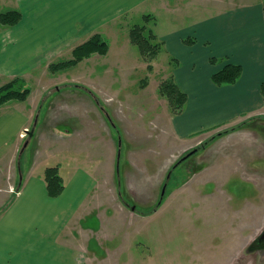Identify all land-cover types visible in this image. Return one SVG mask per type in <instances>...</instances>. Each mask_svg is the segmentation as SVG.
<instances>
[{"label": "rangeland", "instance_id": "1", "mask_svg": "<svg viewBox=\"0 0 264 264\" xmlns=\"http://www.w3.org/2000/svg\"><path fill=\"white\" fill-rule=\"evenodd\" d=\"M205 2L148 0L119 23L115 34L102 37L108 44L106 54L95 53L55 76L50 74L58 70L51 71L48 64L49 75H35L28 82L23 79L30 90L26 99L38 98L40 88L51 85L45 99L52 101L54 116L34 137L29 138L30 128L21 132L16 170L0 166V210L17 193L20 175L39 154L65 176L78 167L91 171L100 181L89 204L97 217L89 233L93 240L87 244L89 251L82 252L89 264H264V241L259 245L253 241L264 230V135L256 131L258 123L264 126V109L252 115L254 126L246 128L256 138L239 140L236 149L234 145L219 148L212 166H198L207 154L194 152L196 146L209 135L222 136L243 123L220 126L207 137L172 140L165 120L174 114L159 92L161 81L172 75L164 74L166 50L162 47L148 70L149 60L129 38L131 26H146L143 14L153 16L147 29L167 31V25L174 22L185 27L198 19L199 15L189 13L204 10ZM17 3L0 0V12ZM146 37L150 44L157 42ZM75 76L89 86V93L81 85L63 81ZM77 92L89 97L93 106L92 111L86 104L82 110L78 108L83 119L72 107ZM106 131L111 137L104 146H115L113 166H59L70 162L72 147L82 152L79 161H101V148L94 144ZM71 132H75L72 138ZM86 211L87 206L74 228L85 243V225L92 221Z\"/></svg>", "mask_w": 264, "mask_h": 264}, {"label": "crops", "instance_id": "2", "mask_svg": "<svg viewBox=\"0 0 264 264\" xmlns=\"http://www.w3.org/2000/svg\"><path fill=\"white\" fill-rule=\"evenodd\" d=\"M17 1L16 7L10 9L19 10L20 19L13 25L0 27V86L19 76L28 82L35 75H49V63L69 58L73 47L94 33L102 37L111 32L115 34L116 28L148 0ZM203 9L189 13L200 17L188 26L179 27L174 22L167 25V31L153 33L160 43V51L163 47L167 53L164 74L170 72L179 88L187 94L182 112L169 114L165 120L172 140L178 143L190 136L204 137L220 126L243 123L240 128L222 136L209 135L203 142L205 145L199 151H206L207 156L202 164L197 165L212 166L219 148L234 145L236 149L239 140L256 138V134L246 128L250 127L252 115L264 109L261 94L264 82V1L206 0ZM145 15L151 14H143L142 18ZM152 18L146 21V26ZM94 54L55 73L50 72V75L78 66ZM226 63L239 64L241 74L233 83H213L211 74ZM79 80L75 76L63 81L90 90ZM50 88L51 85L44 84L38 98L10 100L0 105V166H19L15 158L19 137L25 128L31 129L28 132L31 138L39 132L40 126L45 128L52 123V101L45 99ZM85 104L88 110L93 108L89 97L85 99L83 93L77 92L72 107L81 119L78 108L82 110ZM261 130L256 129L260 131L257 134ZM74 133H70L71 138ZM110 134L106 131L101 135V141L94 144L101 148V161L92 164L79 161L82 152L77 153L72 147L70 162L59 166H113L115 146L111 144L108 149L104 146L107 140L110 143ZM45 158L38 154L27 172L20 175L17 193L0 210V264H89L82 252L89 251L87 244L93 240L89 233L94 229L97 217L89 204L98 193L100 181L87 169L76 167L65 176L58 168L64 189L57 196H49L44 169L52 165ZM96 197L98 201L99 194ZM86 206L87 218L92 220L85 225L87 243L83 241L82 233L74 229Z\"/></svg>", "mask_w": 264, "mask_h": 264}, {"label": "trees", "instance_id": "3", "mask_svg": "<svg viewBox=\"0 0 264 264\" xmlns=\"http://www.w3.org/2000/svg\"><path fill=\"white\" fill-rule=\"evenodd\" d=\"M20 17L21 13L19 10L8 9L0 12V24L13 25L20 19ZM150 17V15H145L143 16V19L146 22ZM149 31L151 30L147 29L144 24H135L129 29L130 42L137 46L142 57L149 60L147 61L148 64L146 67L148 70L151 69V61L160 51V43L155 41L156 43L150 44L149 38L146 37L149 36L151 39L155 40L154 33ZM107 50V42L99 33H94L88 39L73 47L70 58L49 63V69L51 71H57L74 65L93 53L104 55ZM212 61L214 60L212 59ZM241 70L242 68L239 64L226 63L220 69L212 73L211 80L217 85L223 83H233L241 74ZM29 92V87L25 85L23 78L15 77L0 86V105L10 100L23 101L26 99ZM159 92L161 95L166 97L174 115L182 112L183 106L187 100V94L179 88L172 75L161 81L159 84ZM261 93L264 98V82L261 84ZM236 128H239V126L230 129ZM44 180L49 196H57L63 191L64 183L61 175L59 174L58 166H47L44 169Z\"/></svg>", "mask_w": 264, "mask_h": 264}, {"label": "flooded vegetation", "instance_id": "4", "mask_svg": "<svg viewBox=\"0 0 264 264\" xmlns=\"http://www.w3.org/2000/svg\"><path fill=\"white\" fill-rule=\"evenodd\" d=\"M261 119H262V118H261ZM250 126H254V124H253V123H250ZM257 127H259V128H257ZM257 127H256V128L259 129V130L263 129V130H261V131L264 132V126H260L259 123H258ZM204 145H205V144H204ZM204 145L197 147V148L194 150V152L197 151V150L199 151L201 148L204 147ZM198 151H197V152H198ZM197 152H196V153H197ZM196 153H195V154H196ZM195 154H194V155H195ZM192 156H193V155H192ZM195 165H197V163H195ZM257 236H258L257 238L254 237V239H253V241H254V240L256 241L255 245H259V244H261V243L264 241V230L262 229V230L259 232V234H258ZM251 243H252V242H250L249 245H251Z\"/></svg>", "mask_w": 264, "mask_h": 264}]
</instances>
